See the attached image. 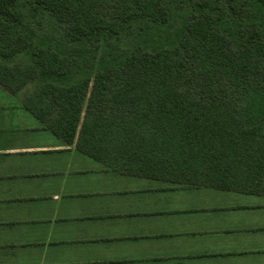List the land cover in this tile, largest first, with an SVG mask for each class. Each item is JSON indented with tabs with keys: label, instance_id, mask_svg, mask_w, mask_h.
<instances>
[{
	"label": "trees",
	"instance_id": "16d2710c",
	"mask_svg": "<svg viewBox=\"0 0 264 264\" xmlns=\"http://www.w3.org/2000/svg\"><path fill=\"white\" fill-rule=\"evenodd\" d=\"M0 87L120 175L264 197V0H0Z\"/></svg>",
	"mask_w": 264,
	"mask_h": 264
},
{
	"label": "crops",
	"instance_id": "0c3cea01",
	"mask_svg": "<svg viewBox=\"0 0 264 264\" xmlns=\"http://www.w3.org/2000/svg\"><path fill=\"white\" fill-rule=\"evenodd\" d=\"M0 264H264V197L120 175L0 87Z\"/></svg>",
	"mask_w": 264,
	"mask_h": 264
}]
</instances>
